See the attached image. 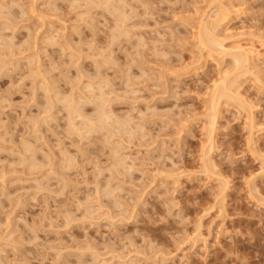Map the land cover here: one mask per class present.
Listing matches in <instances>:
<instances>
[{"label": "rangeland", "instance_id": "1", "mask_svg": "<svg viewBox=\"0 0 264 264\" xmlns=\"http://www.w3.org/2000/svg\"><path fill=\"white\" fill-rule=\"evenodd\" d=\"M0 264H264V0H0Z\"/></svg>", "mask_w": 264, "mask_h": 264}, {"label": "bare ground", "instance_id": "2", "mask_svg": "<svg viewBox=\"0 0 264 264\" xmlns=\"http://www.w3.org/2000/svg\"><path fill=\"white\" fill-rule=\"evenodd\" d=\"M217 1L218 0H216V2ZM218 4L219 5H218V8H217V11L214 12V15L213 14L212 15L208 14L210 16H208V18L205 19V21H202V24H201V27H200V31L202 33L200 35H201L202 38H201L200 42H201V45H203L204 47L209 48L210 50L211 49L212 50L214 49L216 52H218V54H220V56H229L230 59H231V62L233 63V65H234V67L236 69V72H237L236 75L239 78L244 73L250 72V70L252 71L253 67L256 66V64L254 62L255 55L253 54V52L250 49H247V47L244 48L245 46L244 47L243 46H235L233 48L228 47L226 45L227 43L225 44V42H224V39H226V38H221L219 36V34L217 33V29L225 22V20L227 19V16L229 15V13H231L229 11L231 8L229 7L230 9H228L227 5L226 6H223L219 2H218ZM223 37H225V36H223ZM222 58H224V57H222ZM230 77L227 76V75H225V77L222 78L223 80L221 79L222 81L219 84L216 85L215 90H214V93L212 95L213 96L212 97V102H211L212 103V109H210L211 110V114L210 115H211V118H212V123H214V124H215V121H216V118H217V113L219 111L218 104L220 102H222L221 100H227V99L228 100L229 99H232L233 100L234 97H235V100H236L239 97V96L237 97L236 93H235V96H234V94L232 92V88L235 86V85H233L234 82H235V77L233 76L234 77V80L233 79L230 80ZM234 92H236V91H234ZM102 95L100 94L99 96H102ZM69 98L71 99L70 101H76V100H72L71 97H69ZM69 98H67V99H69ZM224 98H226V99H224ZM241 100H240V102H241ZM64 101H66V100H64ZM103 101H104V99H103ZM240 102H239V104H240ZM73 103L74 102H69L68 103L69 106L67 105L69 107V112L72 115H74V114L81 115L82 113L80 111H82V110L79 109V106L80 105L77 104V105H79L78 108H77V106H73V105H76L75 103L74 104ZM102 106L99 105V107H100L99 110H101L99 112L101 114V116H99V117H102L105 120V119H107L111 115H109V113H108L109 110L106 111V108L102 110ZM83 115L86 116V114H83ZM97 119H99V118H97ZM108 119H110V117ZM92 120H94V119H92ZM87 121H89V120H87ZM90 122H88V123H90ZM100 123H102V122L100 121ZM100 123L98 122L97 124H100ZM105 123H103V124H105ZM108 124H110V122ZM96 126H99V125H96ZM102 126H100V127H102ZM107 126L108 125H106V127ZM96 128H94V129L96 130ZM208 139H209L208 141L210 142L209 144H212V139H213L212 138V134L209 135V138Z\"/></svg>", "mask_w": 264, "mask_h": 264}]
</instances>
